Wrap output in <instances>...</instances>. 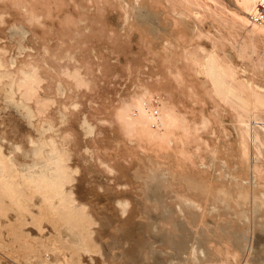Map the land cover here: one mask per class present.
Here are the masks:
<instances>
[{"label":"bare ground","instance_id":"obj_1","mask_svg":"<svg viewBox=\"0 0 264 264\" xmlns=\"http://www.w3.org/2000/svg\"><path fill=\"white\" fill-rule=\"evenodd\" d=\"M226 1L232 14L216 0H89L90 40L107 47L119 10L116 28L141 42L106 136L75 121L82 102H64L62 76L43 97L40 68L8 60L0 34V264H264V0ZM36 3L0 0V25L39 22ZM33 35L28 51L48 53ZM62 74L90 86L78 68Z\"/></svg>","mask_w":264,"mask_h":264},{"label":"rangeland","instance_id":"obj_2","mask_svg":"<svg viewBox=\"0 0 264 264\" xmlns=\"http://www.w3.org/2000/svg\"><path fill=\"white\" fill-rule=\"evenodd\" d=\"M216 1L222 7H227L230 14L236 11L229 7L226 0ZM36 6L39 7L37 12L42 14V18L39 22L27 23L22 20L16 21L13 17H8L6 23L3 26L0 25V34L5 36V40L10 49L9 55L7 56L8 60L15 61L18 56L22 54L25 56L23 60L24 63L32 62L40 68V72L44 78L41 84V93L43 97L51 98L55 95V80L57 81V78L62 76V78L65 79L66 87L69 89L67 92V97L69 98L68 100H64V102L69 105L75 98L82 102L80 110L74 113L76 114L74 115L75 121L80 124L85 120L87 122L96 121L99 124L97 130L99 135H108L110 130L114 126H117L116 120H112V116L115 117L113 114L117 110L118 104H120L124 96H129L132 93V85L137 80V77L134 75L132 76L130 73L129 75L131 77L128 75L129 70H126L128 67H125L127 62L128 65L130 64L131 56L137 50L138 45H141L140 41L137 42L135 40L137 31H132L126 36L125 32L120 29L118 30L114 23L115 20L113 18L114 16L116 17V13L117 11L119 12V10L115 11V13L111 12L108 15L106 24L103 26L104 35L107 37L106 41L108 42H106V47V44L90 40L89 38L91 35L88 34V30L84 28L79 29V23L82 22V24H84L88 19L89 9L91 7L89 0H37ZM45 6L48 7L45 8ZM64 24H69L66 31L62 29ZM59 26L60 29L58 28ZM31 32L34 33L33 36L38 37V39L49 48L48 53L41 55L28 51L29 48L25 44V41L26 37H28ZM50 39L53 41L52 43H50ZM95 49L97 51H94ZM94 52H99L104 56L103 75L93 74L92 68L95 69ZM71 54L80 61L79 65L67 63ZM77 68L80 70L83 77L89 81L90 86L88 88H76L73 81L62 74L64 69L74 72ZM111 69L115 71L113 73L111 72L112 74L110 73V71H112ZM110 75L114 78L112 77V79L109 80V78H111ZM124 92L126 93L124 94ZM156 101L157 97L154 99L155 103ZM61 104H63V99L60 97L58 105L53 106V110L51 109V114L54 115L57 113ZM2 111L17 114L22 118L28 116L20 104L10 101L3 103ZM100 119L102 120L100 121ZM106 119H108V121H106ZM29 123L30 118L27 119L26 125H29ZM109 123H111V125ZM111 152H113V149L111 147H106L101 151V157L106 160L105 154ZM126 155V152H124L122 158L125 159ZM123 159L120 157L118 161L120 160L121 163L123 162L126 164L125 160L121 161ZM101 168H103L105 174L111 178L109 182L114 183L116 189H125L123 182H117L118 184L116 185V181L112 179L113 175L110 169L106 167H100V169ZM44 225L48 230L53 232L52 225L48 221H46ZM27 227L32 230L36 229L34 225H27ZM244 258L245 257H242L240 262L231 259L227 264H244Z\"/></svg>","mask_w":264,"mask_h":264}]
</instances>
